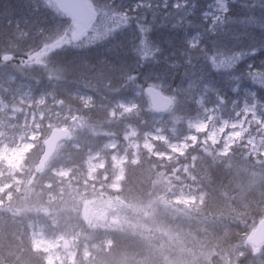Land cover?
<instances>
[{"label":"trees","instance_id":"trees-1","mask_svg":"<svg viewBox=\"0 0 264 264\" xmlns=\"http://www.w3.org/2000/svg\"><path fill=\"white\" fill-rule=\"evenodd\" d=\"M210 1L212 0H200V3ZM95 2L99 8L104 4H112L113 6L123 5L128 10L140 0H95ZM247 2L251 3L252 0H247ZM150 3L155 8L160 0H150ZM169 3H174V0H169ZM228 3L231 4V0ZM120 11L122 12L123 8ZM144 11L142 9L141 13ZM159 11L160 14L157 15L155 21L151 12L141 17V23H145L150 28L147 38L152 42L160 43L164 48L162 55L157 54L159 63L149 59L145 64L142 58L137 60V56L132 54V45L129 43L131 34L129 33L125 36H117L115 40L107 43L104 38L102 43H93L94 45L90 48L81 49L77 53L71 50L59 51L55 54L54 61L45 66V72L44 69L40 70V78L33 74L29 75V79L16 75L14 81L10 83L7 77L13 73L11 71L13 66H20L30 60L31 54L25 52L26 47L36 45L38 48L47 41L51 42L59 33L58 24L65 23L64 26H66L71 21L66 16L57 19L37 0H0V64L3 63L0 67V95L4 100L9 101L8 92L13 90L12 87L18 82L27 81L33 88L32 99L39 95L47 98L43 104V108H48L44 109L45 118L56 112L74 115L75 124L78 122L83 128L80 137L67 142L58 163L53 164L52 159L45 168L46 170L62 164L70 170L68 180H72L80 173L78 181L57 184V179L41 175L45 170L41 173L33 170L28 179V184H30L28 188L32 192L29 194V201L22 200L25 195L23 191L25 185L14 194L15 198L9 202L12 207L19 209V214L12 215L0 210V264H43L42 257L31 252L25 236L27 223L32 221L43 224L56 232H63L67 227L77 230L80 233L79 243H86L91 248L90 254L95 264H112L115 257L130 253L144 256L145 248L136 246L134 237L132 238L126 231L127 227L117 230L107 223L102 226L103 228L98 227L97 229L96 227L91 230L87 227L86 229L79 213L85 216L86 210L82 207L89 199H93L91 194L87 193L88 189L82 187L85 174L83 163L87 152L100 151L109 139L120 143L128 126L136 130L138 139L158 127L167 136L171 134L183 136L185 134L184 122L199 112L196 106L197 98L205 94L204 108L215 105L210 100H219L213 91H205L200 85L189 88V76L185 73L188 72L190 75L192 70L184 64V58L180 55L184 31L172 28V24L176 23L179 18L175 20L166 18L163 15V8ZM259 12L260 9L257 7V17ZM141 13H130L133 17L131 21L133 27L136 25L135 15ZM117 15L118 13H113L106 19L110 20ZM254 26L260 27L259 23ZM248 31V41L255 43L258 49L254 63L260 66L264 62V49L260 48V42L264 40V29L249 27ZM169 40L172 42L171 46L167 42ZM173 63L177 65L174 68L170 66ZM138 64H144V66L140 67ZM240 66L243 65H238ZM131 73H135L139 80L130 81ZM155 85L161 86L160 91L172 98L173 106H175L171 109L172 111L170 110L161 117L150 111L144 96L135 97L133 94L137 86L145 89L147 86ZM83 94L92 99L91 107L79 100ZM260 99H264V94L260 96ZM118 100H133L137 105L136 111L127 116L111 117L110 108ZM232 102V93L227 92V103L224 102V104L231 106ZM237 107H232V109ZM159 118L161 121H157ZM75 124H67L71 135ZM158 151L164 152L163 149H158ZM233 152L221 159L218 164H209L210 161L208 162L202 152L196 148H190L186 154L177 156L176 161L169 159V161L161 162L153 156L142 157L137 164L126 168L122 187L116 193L121 200L118 202L128 205L152 199L153 205H160L162 201L168 200L169 181L173 177L181 176L180 169L189 165L191 158L195 157L192 174L207 196L203 206L199 211L195 210L194 214L199 215L202 221H211L207 224L214 223L216 226L214 230L204 228L210 236L205 234L203 241L209 245V248H214L216 253L228 247L245 245V237L264 217V180L257 187H250L230 171L234 167L245 166L264 175V160L262 159L258 164L255 162L257 159L250 158V161H242L240 156L234 155ZM40 153L41 147H38L27 154L26 164L31 169L33 166L35 168ZM104 155L106 165L104 170L98 172L99 178L104 173L110 174L111 170L108 162L109 152ZM232 155L235 157L233 158ZM246 163L249 165H245ZM177 169L179 171L176 172ZM46 184L49 186L47 187ZM102 184L104 183L89 182L91 186H102ZM104 190V187H100L95 192ZM85 193L87 195H84ZM107 193L108 196H112L110 192ZM46 209L48 211H45ZM196 227V225L189 224L183 228L192 230ZM106 240L110 242L107 248L104 246ZM248 250L249 248L246 247L245 257L240 259L238 264H255L256 257L248 253ZM166 252L164 255L158 254L159 257H165ZM215 259L216 256L206 264H213Z\"/></svg>","mask_w":264,"mask_h":264},{"label":"rangeland","instance_id":"rangeland-1","mask_svg":"<svg viewBox=\"0 0 264 264\" xmlns=\"http://www.w3.org/2000/svg\"><path fill=\"white\" fill-rule=\"evenodd\" d=\"M37 1H40L57 19L65 16L55 0ZM87 1L97 13L100 8L95 0ZM211 2L213 0L209 3ZM160 8H163L162 3ZM260 14L259 12L257 18ZM64 25L65 23L58 24L59 33L51 42L47 41L38 48L36 45L26 47L25 52L31 54L30 60H32L20 66H13L11 70L13 73L7 77L10 83L14 81L16 75L29 79V75L33 74L40 78V70L44 69L45 72V66L54 61L55 54L59 51L71 50L77 53L81 49H88L95 43L104 41V38H98L93 42L94 44L81 48L71 41V38L80 32V28L72 22ZM249 27L260 28L254 25ZM92 35L96 33L93 32ZM1 65L3 63L0 67ZM131 80L133 79L130 78ZM155 87L159 90L161 88L160 85H155ZM12 89L8 92L9 101L4 100L0 95V210L18 215L19 209L12 207L9 202L15 198L14 194L25 185L23 189L25 195L22 200L29 201V194L32 193L28 188V185L30 186L28 179L31 177L34 166L31 169L26 164L27 154L41 147L42 141L50 130L68 128L67 124H75L76 118L74 115L58 112L45 118L44 109L48 108H43V104L47 98L39 95L32 99L33 88L27 81L18 82ZM144 91V88L137 86L133 94L135 97L144 96L146 98ZM204 95L202 94L196 100L198 114L184 122L185 134L183 136L175 134L167 136L158 127L138 139L136 130L128 126L120 143L109 139L100 151L87 152L83 163L85 174L82 187L88 189L87 193L91 194L93 199H89L82 207L86 210L85 216L79 213L83 225L85 224L84 227L91 228V230L96 227L98 229V227L103 228L102 226L107 223L117 230L127 227L126 231L132 238L134 237L136 246L145 248L144 256H139L137 253L125 254L115 257L112 264H206L215 256L213 264H219L220 261L221 264H238V261L245 257L246 247L249 248L248 253L256 257L255 264H263L264 245L254 252V249L247 246L244 241L245 245L228 247L216 253L214 248H209V245L203 241V236L208 235L204 228L214 230L216 226L214 223L207 224L211 221H202L199 215L194 214L195 210L199 211L203 206L207 196L192 174L195 157L191 158L189 165L180 169L181 176L173 177L169 181L168 200L162 201L160 205H153L152 199L128 205L118 202L121 200L116 193L122 187L126 168L137 164L142 157L153 156L161 162L169 161V159L176 161L177 156L186 154L190 148H196L202 152L208 162L210 161L209 164L220 163L221 159L227 157L232 151L234 155L240 156L242 161H250V158L257 159L255 162L258 164L262 159L264 160V99L241 98L237 103L232 102L231 106H226L224 102L213 99L210 101H213L215 105L204 108ZM79 100L86 106H92L93 101L89 96L83 94ZM235 106L238 107L232 109ZM136 109L137 105L133 100H118L110 108L109 115L111 117L127 116ZM157 121H161V118ZM81 126L78 122L75 124L73 134H70L66 143L59 146L52 160L53 164L61 159L67 142L81 136L83 133ZM158 149H163L164 152H159ZM107 152H109L108 162L111 165L110 174L104 173L99 178L98 172L105 169L106 156L104 153ZM234 155H232L233 158ZM57 165L47 168L41 175L57 179V184H63V182L68 184L70 181L79 180L80 173L72 180H68L70 170L62 164ZM230 172L244 180L250 187H257L264 180L262 173H256L245 166L234 167ZM89 182L104 184L91 186ZM46 186L48 187L49 184ZM100 187H104L105 190L95 192ZM107 192H110L112 196H108ZM60 208L63 207L60 206ZM189 224L197 227L189 229L190 231L183 228ZM26 227L27 230L24 232L30 250L36 256L42 257L43 264H95L90 254L91 248L86 243H79L80 233L72 227L65 228L63 232H56L36 221L27 223ZM109 245L110 242L106 240L104 246L107 248ZM167 249L168 252H166ZM164 252L166 256L159 257L158 254L164 255Z\"/></svg>","mask_w":264,"mask_h":264},{"label":"snow or ice","instance_id":"snow-or-ice-1","mask_svg":"<svg viewBox=\"0 0 264 264\" xmlns=\"http://www.w3.org/2000/svg\"><path fill=\"white\" fill-rule=\"evenodd\" d=\"M160 3L166 18H179L172 28L184 31L180 55L184 58V64L192 70L190 75L185 73L189 76V88L200 85L205 91H213L219 101L225 103L227 92L232 93L233 103L239 102L241 98L259 99L264 94V62L260 66L255 65L257 45L248 41L249 26L259 23L264 29V0H252L251 3L247 0H231V4L227 0H213L204 4L200 0H174L171 4L169 0H160ZM160 3L153 8L150 0H140L128 10L123 5L100 6L96 22L84 24L76 36L77 45L83 48L98 38H105L107 43L117 36L130 33L129 43L137 60L142 58L146 64L151 59L159 63L158 56L164 53V48L147 38L150 28L141 23V17L151 12L155 21L160 14ZM257 7L261 13L259 18L255 14ZM142 9L145 11L141 13ZM131 12L141 13L134 17L135 27L131 23ZM113 13L118 15L106 19ZM77 26L81 27L78 21ZM89 28L91 32L84 35ZM93 32L96 35H92ZM167 42L171 46V40ZM260 48L264 49V40L260 42ZM240 64L243 66L238 67ZM138 66L143 67L144 64ZM170 66L174 68L177 65L173 63ZM130 76L134 81L139 80L135 73ZM145 79H148L147 75Z\"/></svg>","mask_w":264,"mask_h":264},{"label":"water","instance_id":"water-1","mask_svg":"<svg viewBox=\"0 0 264 264\" xmlns=\"http://www.w3.org/2000/svg\"><path fill=\"white\" fill-rule=\"evenodd\" d=\"M60 9L75 23L79 22V25L93 22L96 13L90 7L87 0H55ZM88 31V30H87ZM84 34H86V32ZM79 34V33H78ZM71 38L72 42H77L76 36ZM145 94L149 102L151 111L158 114H163L170 110L173 105V101L170 97L162 94L158 89L153 86L147 87L145 89ZM69 130L66 128H54L52 129L45 140L42 142V151L37 160L35 171L41 172L45 169L46 165L55 155L58 146L68 139ZM245 243L253 247L254 252L264 244V218H262L251 231V233L246 237Z\"/></svg>","mask_w":264,"mask_h":264}]
</instances>
